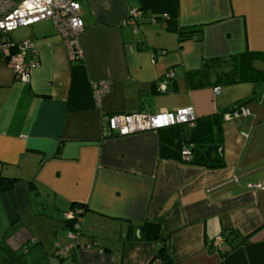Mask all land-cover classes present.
Masks as SVG:
<instances>
[{
	"label": "crops",
	"instance_id": "0c3cea01",
	"mask_svg": "<svg viewBox=\"0 0 264 264\" xmlns=\"http://www.w3.org/2000/svg\"><path fill=\"white\" fill-rule=\"evenodd\" d=\"M79 1L83 60L51 21L0 32L31 41L39 60L23 82L0 52V178L16 179L0 186V260L9 250L20 264H164L169 245L170 264H264V184L251 186L264 182V80L232 78L234 56L264 52V0ZM131 8L145 12L136 26ZM100 80L111 86L98 101ZM187 106L195 125L104 135V116ZM236 106L249 114L220 124L224 166L184 162L183 147L219 125L201 118ZM79 207L81 237L59 258L64 216ZM147 222L166 244L141 239Z\"/></svg>",
	"mask_w": 264,
	"mask_h": 264
},
{
	"label": "built area",
	"instance_id": "2783aa9c",
	"mask_svg": "<svg viewBox=\"0 0 264 264\" xmlns=\"http://www.w3.org/2000/svg\"><path fill=\"white\" fill-rule=\"evenodd\" d=\"M144 15V10L131 8L128 12L125 24L136 26L137 20ZM164 15V18H167ZM41 21H51L57 33L61 36L67 47L69 57L72 61L83 60V50L80 36L85 28V22L81 15V3L79 0H0V32L8 34L21 26L32 25ZM153 22L157 18H152ZM0 52L8 60L13 69L16 79L29 82L32 70L39 66L38 52L31 41L20 42L5 39L0 42ZM31 60L27 61V56ZM172 73H166L161 82V89L166 90L168 80ZM111 86V81L100 80L93 83L95 97L99 101ZM215 93L220 92V87H215ZM249 111L243 106H236L224 114L225 120L237 119L247 116ZM197 116L192 106L182 107L173 111H161L157 113L137 112L132 114H112L104 116L105 136H126L146 130H158L180 124L195 125ZM182 160L190 162L193 159L191 145L183 147ZM264 184H252L253 187H262ZM65 219L71 223L67 234L71 243L60 247L56 256L66 258L70 249L76 245L82 234L83 215L80 208L73 209L65 214ZM222 238L215 239L218 244Z\"/></svg>",
	"mask_w": 264,
	"mask_h": 264
},
{
	"label": "trees",
	"instance_id": "16d2710c",
	"mask_svg": "<svg viewBox=\"0 0 264 264\" xmlns=\"http://www.w3.org/2000/svg\"><path fill=\"white\" fill-rule=\"evenodd\" d=\"M145 13V12H144ZM185 34L181 33V37H184ZM236 68H237V75H233L232 78L234 81H262L264 80V70H259L254 67L255 61H264V52H257V51H246L242 54L233 57ZM232 108H228L222 113H217L211 116H206L204 120H213L215 123L219 124L218 126L215 125V132L214 126L212 128L206 129L204 132V136L196 135L194 136L188 144L191 145V150L193 152V159L190 162H194L197 164H201L204 166L210 167H223L224 161L222 160L221 156L219 155L218 151L221 148V138H220V124L225 120L224 114ZM199 119L196 120L198 122ZM210 126L212 124L210 123ZM217 130V132H216ZM195 142L200 146L199 151L196 148ZM203 146V148H202ZM198 151V152H197ZM215 152V153H214ZM214 153V155H212ZM196 156V158H195ZM16 179H11L5 181L3 178H0V186L3 189L10 188L14 185ZM81 210V215H83L84 211L82 207H79ZM70 223V222H69ZM71 227V223H70ZM143 231V237L141 239H162L164 235L160 231V227L155 222H147L141 229ZM4 250L3 248L0 251ZM68 257V256H67ZM20 256L14 254V252L7 251L6 258H4V262L6 264H20L19 260ZM157 258L164 264H170L172 262L171 256L169 253V245H162L157 253Z\"/></svg>",
	"mask_w": 264,
	"mask_h": 264
},
{
	"label": "rangeland",
	"instance_id": "374dc122",
	"mask_svg": "<svg viewBox=\"0 0 264 264\" xmlns=\"http://www.w3.org/2000/svg\"><path fill=\"white\" fill-rule=\"evenodd\" d=\"M23 31V28H19L16 31L12 32L13 35H18L19 33H21ZM4 258H6V256L2 257V260H0V264H6V262H4Z\"/></svg>",
	"mask_w": 264,
	"mask_h": 264
},
{
	"label": "water",
	"instance_id": "95a60500",
	"mask_svg": "<svg viewBox=\"0 0 264 264\" xmlns=\"http://www.w3.org/2000/svg\"><path fill=\"white\" fill-rule=\"evenodd\" d=\"M167 241H168V239H167V238H163V243H164V244H166V243H167Z\"/></svg>",
	"mask_w": 264,
	"mask_h": 264
}]
</instances>
